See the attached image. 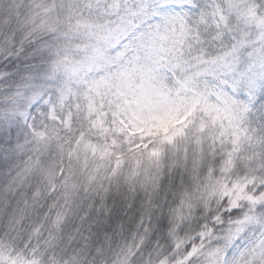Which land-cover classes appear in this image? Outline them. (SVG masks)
<instances>
[{
	"label": "snow or ice",
	"instance_id": "obj_1",
	"mask_svg": "<svg viewBox=\"0 0 264 264\" xmlns=\"http://www.w3.org/2000/svg\"><path fill=\"white\" fill-rule=\"evenodd\" d=\"M0 264H264V0H0Z\"/></svg>",
	"mask_w": 264,
	"mask_h": 264
}]
</instances>
